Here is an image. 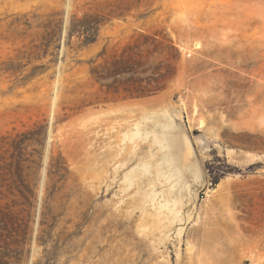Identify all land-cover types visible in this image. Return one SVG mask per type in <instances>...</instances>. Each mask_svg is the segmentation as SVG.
<instances>
[{
  "label": "rangeland",
  "instance_id": "rangeland-1",
  "mask_svg": "<svg viewBox=\"0 0 264 264\" xmlns=\"http://www.w3.org/2000/svg\"><path fill=\"white\" fill-rule=\"evenodd\" d=\"M111 11L96 44L65 32L57 64L6 72L37 33L11 27L23 14L67 29ZM125 45L126 79L162 90L123 100L91 78ZM164 125L189 140L186 185L151 134ZM15 202L0 264H264V0H0V205Z\"/></svg>",
  "mask_w": 264,
  "mask_h": 264
},
{
  "label": "trees",
  "instance_id": "trees-1",
  "mask_svg": "<svg viewBox=\"0 0 264 264\" xmlns=\"http://www.w3.org/2000/svg\"><path fill=\"white\" fill-rule=\"evenodd\" d=\"M115 13L111 11L108 17L101 15L98 12L95 13H85L81 18L77 15H73L70 19L67 29L64 27V22L62 20L56 21L57 14H52L47 16L46 19L36 27L33 26L31 18L28 14H23L21 18H17L11 27L22 28V33L19 35L20 38L26 39L29 37V33L36 31L35 37H33L29 44L28 50L24 51V55H27V63H18L15 68L5 69L6 72L11 74L20 73L27 65L33 62H40L47 59L50 55L53 56L51 62L54 64L58 63V53L61 48V42L66 32L65 45L68 48L74 49L75 51H81L97 43L99 37L100 28L106 24L109 20L108 18L122 17V15H114ZM38 31H41L38 32ZM76 37L79 41L76 47L72 46V40ZM156 40V39H155ZM53 50V51H52ZM133 48L123 47L121 53H114L110 57L107 56V50L103 49L101 53L98 54L97 58H103L104 63L100 67H94L90 71L91 78L98 83L107 82L101 84L105 87V93L111 95L113 98L115 96H123V100L127 98H142L148 97L156 94L162 88L158 85H152L147 83L143 85V80L135 79L133 76L126 79V74L133 72V65L139 64L136 62V57L133 56ZM127 53V55H126ZM19 59V58H18ZM92 63H95L94 61ZM49 70L45 65L35 66L31 73L26 77L25 82H29L36 77L44 74ZM134 73V72H133ZM155 82H159V79H154ZM138 83L137 87H131L132 83ZM15 153H18L16 160L17 171L21 172L22 161L20 157L23 153V147L21 144L17 143L15 146ZM34 164H36L34 162ZM19 194L26 200L30 207H33V200L35 198L34 191H30V196L28 197L22 190H18ZM18 206V202H15L13 206L9 204L0 205V219L4 222L3 230H8L14 228L16 221L20 220V215L24 212L14 210V207ZM14 230V229H13Z\"/></svg>",
  "mask_w": 264,
  "mask_h": 264
},
{
  "label": "bare ground",
  "instance_id": "bare-ground-1",
  "mask_svg": "<svg viewBox=\"0 0 264 264\" xmlns=\"http://www.w3.org/2000/svg\"><path fill=\"white\" fill-rule=\"evenodd\" d=\"M164 127L168 132H163L161 136L159 133H157L156 130L151 132V134L154 135L155 142H157L160 147L166 150L164 160H167L168 163L172 164V166L174 167V173L179 177L180 181H183V184L186 185L188 181L185 182L186 180H184L187 177L185 175L186 173L184 172L185 170L191 169L195 171L196 177L200 176L198 167L194 164V161L190 159L191 156H193V153L190 147L189 140L181 134H171L170 132H172L175 128L173 125H164Z\"/></svg>",
  "mask_w": 264,
  "mask_h": 264
}]
</instances>
